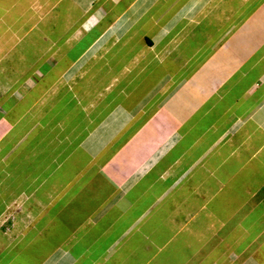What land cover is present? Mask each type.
Segmentation results:
<instances>
[{"label": "crops", "instance_id": "0c3cea01", "mask_svg": "<svg viewBox=\"0 0 264 264\" xmlns=\"http://www.w3.org/2000/svg\"><path fill=\"white\" fill-rule=\"evenodd\" d=\"M0 93V264H264V0H0Z\"/></svg>", "mask_w": 264, "mask_h": 264}, {"label": "rangeland", "instance_id": "374dc122", "mask_svg": "<svg viewBox=\"0 0 264 264\" xmlns=\"http://www.w3.org/2000/svg\"><path fill=\"white\" fill-rule=\"evenodd\" d=\"M42 68V67H41ZM37 77V76H36ZM39 77V76H38ZM37 77V78H38ZM19 78H20V76H19ZM21 79H23L24 81H26V79H24L23 77H21ZM26 83H27V81L25 82V83H23L24 84V86H21L22 88H20V90H23V91H25L26 90ZM33 83H35V82H33ZM32 83H29V85H31ZM141 95V94H140ZM0 96H1V93H0ZM6 96V94H4L3 93V97H5ZM134 97H137L136 95L134 96ZM19 98V97H18ZM139 98V97H138ZM14 99H12V100H10V102H12ZM23 107H24V105H23ZM0 111H2V110H0ZM13 120H15V119H13ZM34 120V121H33ZM32 121H33V124H32V126H34L36 123V120H37V118H34ZM29 122V121H28ZM28 122L26 123V125L28 124ZM31 122V121H30ZM12 123H14V122H12ZM11 123V124H12ZM21 124L23 125L24 124V121H22L21 122ZM18 125L19 124H16V126L14 127V130H8L7 132H5V133H3V134H1V132L2 131H0V135H1V140H0V147H1V149H2V151H1V155H3V154H5V153H7L8 152V148H5V145H6V143H9V145L11 144V142H14V136H15V134H17L18 136H19V134L16 132V129H17V127H18ZM29 125H30V123H29ZM24 127H25V125H23ZM26 128V127H25ZM1 129H2V127H1ZM0 129V130H1ZM30 130V129H29ZM25 131V130H24ZM8 132H11L12 134H9ZM8 133V134H7ZM7 134V135H6ZM5 135H6V137H5ZM14 135V136H13ZM16 139V138H15ZM41 144L42 145H45L46 146V149L47 150H49V147H47V138H45L44 140H41ZM50 148H52V146L50 147ZM12 155V154H11ZM10 155V156H11ZM10 156H9V158H10ZM8 158V159H9ZM10 159H13L14 160V158L13 157H11ZM18 173H20V174H18V175H20V177L18 178L17 177V182L18 181H20V179H21V181L20 182H22L23 183V186H26L27 185V183H29V185L28 186H30L29 187V189H30V191L32 190V188L35 186V183H30L31 182V180L33 181V182H35V180H37V178H33L32 179V177L33 176H30V174H27L28 172H27V169H26V171H24V170H20L19 169V166H18ZM34 169H31L30 170V173L33 175L34 174ZM26 174V175H25ZM27 175H29V182H27V180H26V183H25V179H26V177H27ZM242 184H244V181H242L241 182ZM22 191L24 190V189H21ZM245 191H248V189H246L245 188V190H244V188L242 189V192H241V197H244L245 196ZM21 192V191H20ZM20 192H18V194L16 195V198L11 202V204H9V206H7V207H5V208H7L6 209V211H3V215H2V217H1V220H0V225L2 226V230L4 231V232H9L12 228H13V226L15 225V223L17 222V215H20V214H22V213H24V212H26V211H24L25 210V208H26V198H28L30 195V193H28V194H23V193H20ZM231 194V193H230ZM232 195V194H231ZM245 225V224H244ZM249 225L252 227L251 229V233L253 232V234H254V232H258L259 230H260V228H261V226H259L258 227V229H257V227H256V223L254 222V223H249ZM249 229H250V227H249ZM256 230H258V231H256ZM230 232H229V234L226 232V235H231V234H234L235 232L234 231H236V230H229ZM38 240V241H37ZM37 241V242H36ZM40 243H41V241H40V237L39 238H36L35 239V241H34V243H33V246H37V245H40ZM225 244L226 245H233V242H232V239H227V241H225ZM32 249H34V248H32ZM172 250V249H171ZM170 250V251H171ZM167 252V255H169V256H167L168 257V260L167 261H165L164 259H166V256H165V258L163 259L162 258V261H165V262H162L161 264H170V262L169 261H174V255H172V253L171 252ZM215 256V255H214Z\"/></svg>", "mask_w": 264, "mask_h": 264}]
</instances>
